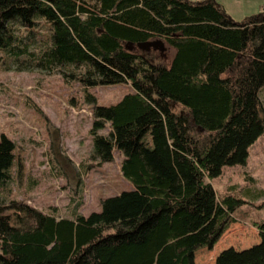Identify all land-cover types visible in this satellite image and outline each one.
Here are the masks:
<instances>
[{
  "label": "trees",
  "instance_id": "obj_1",
  "mask_svg": "<svg viewBox=\"0 0 264 264\" xmlns=\"http://www.w3.org/2000/svg\"><path fill=\"white\" fill-rule=\"evenodd\" d=\"M156 38L173 48L170 60L137 47ZM0 51L19 70L63 72L84 88L89 158L122 152L132 184L88 215L0 202V264H194L235 221L246 201L211 180L244 165L264 133V6L237 22L214 0H0ZM116 84L131 91L108 106L88 92ZM15 150L2 134L0 192L15 163L21 173ZM253 224L259 242L223 249L215 264H264V220Z\"/></svg>",
  "mask_w": 264,
  "mask_h": 264
},
{
  "label": "rangeland",
  "instance_id": "obj_2",
  "mask_svg": "<svg viewBox=\"0 0 264 264\" xmlns=\"http://www.w3.org/2000/svg\"><path fill=\"white\" fill-rule=\"evenodd\" d=\"M214 1L237 22L258 15L264 6V0ZM158 54L170 60L174 50L167 47ZM63 70L68 74L75 68ZM130 91L129 84L88 88L95 104L105 106ZM258 95L264 106V86ZM93 105L87 101L84 88L66 79L63 72L19 70L16 62L0 51V138L4 134L15 142V153L22 164L20 174L16 163L12 167L11 181L0 192V202L15 198L44 213L72 217L76 212L88 215L100 211L103 198L132 189L121 173L122 152L115 150L111 162L98 163L89 158ZM99 132L106 134L108 127ZM248 152L244 165L226 166L211 180L217 192L239 193L246 202L236 210L235 221L215 245L194 252V264H215L221 250H240L259 242L253 223L264 220V133Z\"/></svg>",
  "mask_w": 264,
  "mask_h": 264
},
{
  "label": "water",
  "instance_id": "obj_3",
  "mask_svg": "<svg viewBox=\"0 0 264 264\" xmlns=\"http://www.w3.org/2000/svg\"><path fill=\"white\" fill-rule=\"evenodd\" d=\"M137 47L139 49H142V50H149L152 48V49L158 50L160 52H164L166 50L165 43L159 38L149 40V41H145V42H139V43H137ZM126 48H128V49L132 48V45L130 42H128L126 44Z\"/></svg>",
  "mask_w": 264,
  "mask_h": 264
}]
</instances>
